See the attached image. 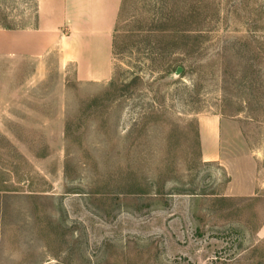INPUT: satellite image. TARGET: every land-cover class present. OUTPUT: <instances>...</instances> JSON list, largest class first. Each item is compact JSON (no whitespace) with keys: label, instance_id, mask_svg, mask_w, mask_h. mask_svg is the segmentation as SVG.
I'll list each match as a JSON object with an SVG mask.
<instances>
[{"label":"rangeland","instance_id":"374dc122","mask_svg":"<svg viewBox=\"0 0 264 264\" xmlns=\"http://www.w3.org/2000/svg\"><path fill=\"white\" fill-rule=\"evenodd\" d=\"M0 264H264V0H122L105 83L0 55Z\"/></svg>","mask_w":264,"mask_h":264},{"label":"crops","instance_id":"0c3cea01","mask_svg":"<svg viewBox=\"0 0 264 264\" xmlns=\"http://www.w3.org/2000/svg\"><path fill=\"white\" fill-rule=\"evenodd\" d=\"M122 0H36L35 25L0 30V55L35 62L56 54L76 78L105 83L111 77L112 32ZM219 120L200 119L202 158L217 157Z\"/></svg>","mask_w":264,"mask_h":264}]
</instances>
